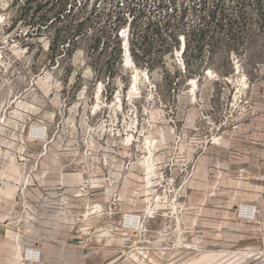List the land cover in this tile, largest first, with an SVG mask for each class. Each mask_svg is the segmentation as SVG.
<instances>
[{
  "label": "rangeland",
  "instance_id": "1",
  "mask_svg": "<svg viewBox=\"0 0 264 264\" xmlns=\"http://www.w3.org/2000/svg\"><path fill=\"white\" fill-rule=\"evenodd\" d=\"M118 1L0 0V56H11L0 101L16 100L5 115L44 117L58 147L77 151V169L122 172L119 184L93 187L101 215L91 225L122 232L123 215L140 214L146 236L128 233L114 264H264V0H222L232 27L202 26L193 2L182 17L185 0L170 14L144 0L135 19ZM136 68L146 76L133 88ZM145 156L155 160L150 185ZM242 204L255 216H243ZM55 223L44 217L37 229L48 235Z\"/></svg>",
  "mask_w": 264,
  "mask_h": 264
},
{
  "label": "built area",
  "instance_id": "2",
  "mask_svg": "<svg viewBox=\"0 0 264 264\" xmlns=\"http://www.w3.org/2000/svg\"><path fill=\"white\" fill-rule=\"evenodd\" d=\"M124 3V2H123ZM11 56H0V93L8 83L3 76L6 63L5 60ZM16 100L3 103L2 116H0V165L6 170L13 161L18 164L22 170V179L17 184V190L14 198H10L13 202L11 215L4 222L7 230L13 233L11 236L15 243H22L23 249L21 253V261L25 264H41L42 263V244L45 241L44 234L38 228V222L44 217L52 218L57 224L75 225L76 222L67 220L66 216H76V221L80 218L88 220L94 214L101 215L95 212L94 208L100 204H93L91 191L93 187L103 185V182L110 186L119 184L123 180V174L118 169L114 172L107 166L93 168L89 164L84 166V169L76 168L77 151L68 148L60 149L58 146L59 135L50 134L49 124L44 117H38L32 120L31 123H24V118L14 120L5 115L6 111L15 103ZM25 115L24 111L21 112ZM84 155L91 158V152L84 150ZM62 157H67L66 163L62 164ZM65 169H70L71 173H63ZM97 169H100L97 171ZM95 170V171H94ZM86 174V177L83 175ZM101 173L102 178H97V174ZM50 173H57L59 179L51 183L47 181V176ZM81 173L83 180L81 182H68L64 180L67 175ZM7 178H5L6 180ZM151 180L153 181L152 177ZM2 183V182H1ZM0 183V184H1ZM101 183V184H100ZM84 192V193H83ZM84 194V197H82ZM51 197L53 199H51ZM112 203H116L119 196L114 193ZM51 199V200H50ZM51 201V207L47 206ZM83 205L84 211H80ZM44 207H48L44 212ZM253 207L248 204H242L239 207L240 213L248 217ZM131 214L123 215L122 226H125L129 221ZM136 218V217H134ZM106 230V229H105ZM104 231L102 234H105ZM146 231L142 230H125L121 232L123 239L128 236V233L135 237H145ZM125 241V240H124ZM138 242V241H137ZM136 242V243H137ZM134 248V247H133ZM140 247H135L133 251H137ZM142 250L147 248L141 247Z\"/></svg>",
  "mask_w": 264,
  "mask_h": 264
},
{
  "label": "crops",
  "instance_id": "3",
  "mask_svg": "<svg viewBox=\"0 0 264 264\" xmlns=\"http://www.w3.org/2000/svg\"><path fill=\"white\" fill-rule=\"evenodd\" d=\"M2 170L0 165V173ZM3 187L4 183L2 182L0 189ZM107 190V193L110 191L116 192L117 195L120 193L118 189L114 188ZM119 200L116 203L117 206L122 202L121 197ZM13 202L2 195L0 196V264H25L20 259L23 244L15 243L12 240L13 233L8 231L4 224L5 220L9 218L8 216L11 215ZM75 215L66 216L67 220L76 222L73 227L70 224H54V230L50 234L44 235L41 264H114L115 261L122 258L123 253L117 249L120 244H123V238L120 235L121 230L118 227H106L105 230V226H103V228L95 229L91 222L95 218H100V215L93 216L88 220L80 218L77 221L76 218L79 216ZM103 217L104 222H109V220L113 221L118 218L119 214L113 212ZM104 231H106V240L101 238ZM108 247L112 249L108 250Z\"/></svg>",
  "mask_w": 264,
  "mask_h": 264
},
{
  "label": "bare ground",
  "instance_id": "4",
  "mask_svg": "<svg viewBox=\"0 0 264 264\" xmlns=\"http://www.w3.org/2000/svg\"><path fill=\"white\" fill-rule=\"evenodd\" d=\"M5 19H6V17H0V23H3ZM129 56L127 54L126 60H127V62H130V64H131L132 63V58L129 57ZM134 72H135V74L133 76L134 85H132V86H134L133 88H136L137 87V83L139 82L140 78L143 75L146 76V73H144V74L141 73L137 68L135 69ZM139 91H140V89H139ZM130 95H134V92L131 91L130 92ZM24 100H26V99H24ZM22 103H23V101H21V100L18 101V104L20 105L19 107H21ZM97 107H99V105ZM130 137H133V134L128 135V139L126 138L127 139L126 140L127 143H129V140H131ZM150 138H151L150 136H148V137L145 138L146 139V142H145L146 144H148V143L151 142L150 141ZM132 139H134V138H132ZM142 163L144 164L145 167L147 166L146 167V169H147L146 170V176H145L146 181H147V184H149V185L150 184H153V181L151 180V177L155 174V169H156L154 156H149V157L148 156H145V159L142 161ZM68 176L69 175H67L64 178L67 179ZM70 176H72L73 178H78L80 180H83L82 179V176L83 175L81 173H77V174L70 175ZM5 178H7V179L5 180ZM0 179L4 183V187L2 189H0V196L2 195V196H4L7 199L14 198V196L16 194V190H17V187H16L17 184L16 183H19L21 181V179H22V170H21L20 166L18 164H16L15 161H13L11 163V165L8 167V169L6 168V170H4V169L2 170V172L0 173ZM68 180H70V178H68ZM147 191L148 192H151L150 189L147 190ZM146 201L149 202V205H148V208H147V214H149V216H152L153 215V210H152L153 208H151V205H150L151 204V202H150L151 200L150 199H147ZM149 207H150V211H149ZM252 207H253V209H252V211H251V213L249 215L250 217H254L255 216V212H256V208L254 206H252ZM129 216H131L130 217L131 219L129 221H127V223L125 224V226L128 227V230L130 229L131 231L134 230V231L141 232L144 229V226H145V224H144V222H145L144 217L145 216H142L140 214H131ZM134 217H136V218H134ZM124 240L125 239H123L122 243H124ZM137 253L142 254L143 252H141V250L139 249L137 252H134V253H132L130 255H131V258H133V260L139 262L140 260H138V259L140 257H139V255ZM141 261H145V260H142L141 259Z\"/></svg>",
  "mask_w": 264,
  "mask_h": 264
},
{
  "label": "trees",
  "instance_id": "5",
  "mask_svg": "<svg viewBox=\"0 0 264 264\" xmlns=\"http://www.w3.org/2000/svg\"><path fill=\"white\" fill-rule=\"evenodd\" d=\"M105 1V0H104ZM163 2V5H161V10H164L167 14L170 12H168V10L173 11L178 10L174 5L177 4L176 0H161ZM118 2H121V0H119ZM130 2V3H129ZM145 1H140V0H126V4L129 3L130 5V14H132L133 16L135 15V13H137V10L140 12L142 6L145 7ZM193 2L194 4V12H199L198 14V18L199 20L202 22V26H206L209 25L211 23H215L216 25H219V23L225 21V23L232 27L234 20L236 19H232V18H228V15L226 13V8L224 9L225 5L224 2L222 0H213L212 1V7L209 5V0H185L183 3V13H182V17L184 15L187 14V12H190L192 9L191 3ZM87 2H83V6H86ZM124 4V3H123ZM77 5V4H76ZM190 9V11H189ZM136 17L134 16V19ZM169 20L167 19L165 21V26L169 25ZM237 22V21H236ZM160 24L159 22L156 24L158 25Z\"/></svg>",
  "mask_w": 264,
  "mask_h": 264
},
{
  "label": "flooded vegetation",
  "instance_id": "6",
  "mask_svg": "<svg viewBox=\"0 0 264 264\" xmlns=\"http://www.w3.org/2000/svg\"><path fill=\"white\" fill-rule=\"evenodd\" d=\"M3 106H4V105H3V102L0 101V114L3 112V111H2V110H3Z\"/></svg>",
  "mask_w": 264,
  "mask_h": 264
}]
</instances>
